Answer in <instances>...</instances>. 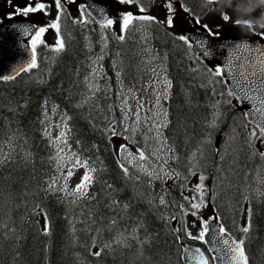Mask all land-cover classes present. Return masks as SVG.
<instances>
[{
	"label": "trees",
	"instance_id": "16d2710c",
	"mask_svg": "<svg viewBox=\"0 0 264 264\" xmlns=\"http://www.w3.org/2000/svg\"><path fill=\"white\" fill-rule=\"evenodd\" d=\"M124 35L106 44L96 27L63 12V50L39 48L35 67L0 81V264H185L171 217L182 203L190 206L184 191L196 175L206 177L205 201L244 239L249 264H264V142L250 137L253 128L222 77L192 66L179 36L156 21L133 22ZM95 59L101 66L90 81ZM157 72L171 82L161 98L164 137L180 174L162 182L123 165L107 130L111 122L123 132L117 93L146 100ZM73 154L96 169L86 197L68 194L76 188L67 182Z\"/></svg>",
	"mask_w": 264,
	"mask_h": 264
},
{
	"label": "rangeland",
	"instance_id": "374dc122",
	"mask_svg": "<svg viewBox=\"0 0 264 264\" xmlns=\"http://www.w3.org/2000/svg\"><path fill=\"white\" fill-rule=\"evenodd\" d=\"M32 1V2H31ZM11 0L10 5H15L17 7L23 8L29 3H32L33 6L35 2H43L48 5L45 14V11H41L37 14L36 18L38 19V26H47L49 23L55 20L57 16V10L55 8L54 0ZM65 5L71 10V13L74 17L78 19H84V15L81 9V5H84L85 0H63ZM104 3V5L108 8L110 19L115 21L114 24L108 26V29L100 28L102 33H107L108 31L112 32L111 37L116 38L119 36L120 27H121V17L125 13H132L135 17L139 13L140 7L138 4H123L120 3L119 0H99ZM0 18L4 15L5 11L8 13L10 6L5 2V0H0ZM167 2L164 0H160L159 7L151 8V11H155L156 16L162 22L166 23L167 17L169 15V9L166 7ZM233 0H215L212 2L208 14L205 19V23L210 26V28L215 31L219 30L222 27L227 26L232 22L233 11ZM14 8V7H13ZM13 8L11 9L13 11ZM175 11V8H172V12ZM185 13L182 10H179L177 15L173 17L172 26H168L171 28H175L176 31H180L182 28L187 27V22L185 21ZM227 15L229 19L225 21L223 16ZM41 39L51 45H55L57 39V32L55 29H49L45 32ZM38 43L37 45H39ZM36 45V46H37ZM97 68V64L96 67ZM95 79V74H92L91 80ZM158 85L156 87V92H158V96L164 94L166 90V85L162 78H159V82H156ZM124 114L127 120V134L124 137L119 139L117 150L120 155L125 156L130 160L133 164L140 166L143 170L147 172H156V171H164L170 173L168 170L170 168L169 161L170 155L166 154V148L164 146V138L162 137V129H160V133H157V126L164 123L165 116L163 115L159 104L157 102H151L149 105L142 103L140 99H124L120 103ZM139 117V118H138ZM264 140V138H260L259 141ZM115 142V141H114ZM121 145H127L126 151H119ZM140 152L144 153V159H140ZM167 168V169H166ZM81 166H77L72 163L73 172L72 177H77V182H79L81 178ZM200 183L199 176L195 177L191 181L188 182V190L187 194L190 199V203H199V198L196 200H192V197H199L200 192L196 189V185ZM204 184V183H203ZM206 196V189L204 185V195L203 201ZM184 210L191 211L189 206H184L182 212H180L179 218L174 219L177 220L183 229H188L192 231L195 235L200 228V218L206 219L208 215V206L204 201L201 208L198 211L197 216L192 215H184ZM193 223H195V227H193ZM179 226V225H178ZM177 226V228H178Z\"/></svg>",
	"mask_w": 264,
	"mask_h": 264
},
{
	"label": "snow or ice",
	"instance_id": "6c2138e0",
	"mask_svg": "<svg viewBox=\"0 0 264 264\" xmlns=\"http://www.w3.org/2000/svg\"><path fill=\"white\" fill-rule=\"evenodd\" d=\"M9 2H11V0H9ZM120 3L123 4H133V3H142V0H119ZM209 3L215 2V0H208ZM54 4H55V8L57 10V16L55 18L54 21H52L51 23H49L47 26H38L35 27V31L34 34L31 36V50H32V59L31 62L28 64V68H32L35 67L36 65V45L38 43L43 44L44 41L41 39V36L47 32L49 29H55L57 32V39H56V43H55V48L54 50L59 52L61 50H63L64 48V41L63 38L60 36V20H61V14L65 11L64 8V3L62 2V0H54ZM48 5L43 3V2H35L34 6L32 3L27 4L26 6H24L23 8L21 7H16L13 13L9 14V18H11L12 16H28L30 13H36L39 11H45V14H47L46 9H47ZM85 6L81 5V9H83ZM166 7L169 9V15L167 17V24L169 26H171L173 24V16H172V2L171 0H169L168 4L166 5ZM186 11H189L188 9H185ZM140 11L143 12L144 9L140 8ZM133 19L136 20H146V21H155V17H152L150 15H143V16H133L132 13H125L122 15L121 17V32L122 34L117 36L116 39L123 41L125 39V35L123 34L124 32H126L129 29V25L130 23L133 21ZM223 19L225 21H227L229 19V17L227 15L223 16ZM115 21L113 19H107L105 22V27L107 26H111L112 24H114ZM33 27L31 25L28 26H23L22 28V32L24 35H28L29 33H33ZM205 29L208 32V35L212 36V35H216L214 33L211 32L210 29H207V26H204ZM177 39H179L180 41L184 42L186 45H188L189 47H192L193 43L198 44L201 48H204V55H210V48L206 47V42L203 39H199L197 38L195 41L192 40L191 37L189 36H184L181 35L179 37H177ZM237 48L240 47H247V45H236ZM259 60V63H256L254 65V70L252 71V76L254 77H259V82L258 83H249V77L248 74L245 72H237V76L239 77V79H236L234 77V79H236V84H235V90L230 89L228 92L229 96H236V98L240 101H255L257 99L256 96L252 95L251 93L253 92H259L261 93V96L264 97V56L258 57L257 58ZM24 68H21L20 71H24ZM208 72L210 75H212L213 77H221L225 74V69L223 67H216L215 69H208ZM13 76H4L2 77V79L4 80H10L13 79ZM166 83L168 84V87H171V82L170 81H166ZM90 88H94V86L92 84H89ZM98 89H95L93 91V95H95V91ZM237 92L239 93L237 95ZM88 99H91V97H88ZM87 102V101H85ZM230 103V101H229ZM157 104H159V99H157ZM255 114L257 117V122L254 124L253 130L250 133V137L252 138H256V139H260V138H264V123H262L261 121H264V98L260 99V106L256 107L255 104L253 106V112L252 113H245V116H250L252 114ZM164 115L166 116L167 113L165 112ZM139 118V117H138ZM71 119L70 117H66V120ZM167 124L166 123H162L160 125L157 126V133L159 135L160 133V129L163 127H166ZM64 128L65 130H68V125L65 122L64 123ZM108 131L111 132L112 136L117 135V129L115 128V126H113L110 122V126L107 129ZM45 135H50L47 130H45ZM65 137V131H61L60 136L57 137V140H61ZM127 150V145H121L119 151H126ZM64 149L63 148H58V154L59 152H63ZM169 151H171V149H169ZM75 157V163L81 165L82 167H85L88 169V171L85 172V174L83 175L81 182L79 184L76 185V188L73 189L70 193H68L69 195L72 196H77V197H86L88 194L86 192L87 187L93 182V177L89 174L90 172H95L96 169L94 167H91L89 165V162L87 160H81L78 156H76V154H73ZM259 155L264 158V152L259 153ZM30 156V153H25V158H28ZM140 159H144V153L140 152ZM2 162V161H0ZM195 166V165H194ZM121 167L123 168L124 172L127 173L128 169L126 167H124L123 165H121ZM149 176L154 177L155 179H166V178H171V174L167 173V172H163V174H161V171H156V172H148L147 173ZM193 175H195V172L192 173ZM67 175L69 177H71L73 175V172L71 170L68 171ZM180 174L177 173V177ZM206 179V177H204L203 175H200L199 180L200 183L196 185V189L199 190L200 192V196L199 197H192V200H196L199 198L200 202L199 203H190V209L189 210H184V215H192V216H197L199 209L201 208L202 204L204 203L203 201V195H204V180ZM55 183V182H53ZM49 189L50 190H55L53 185H49ZM63 191H67V185H64V187L61 189ZM185 200H189L188 197H184ZM159 203L161 205H165L166 201L164 199V197H160L159 198ZM127 207V206H125ZM181 209H184L183 205H180ZM251 216H252V210L248 209V217H247V226L243 227L241 229V231L244 234H247L249 232V229L251 227ZM172 219H177V217L173 216L171 217ZM193 227H195V223H193ZM45 234H49L50 233V228L46 227L45 228ZM176 231H179V229H177ZM210 231L215 232V235L213 236V240L216 241V243H222L223 245L227 246V250L228 253L231 256V260L236 261L237 264H248V257L245 255V249H244V244L245 241L244 239H217V237H222L223 235H225L226 230L223 227V225H219L218 231H216L215 229L211 228L209 220L208 219H203L200 218V228L198 230V232L194 235L192 231H189L188 229H184L185 235L186 237H188L191 240H195V241H201L203 243H211L212 241L209 240L208 234L210 233ZM177 239H179V237H177ZM212 249H209V251H211ZM192 252L191 249L189 248H185V255L186 257ZM195 253L198 254V259H199V264H210L209 258L206 257L203 252H201V250L199 248L195 249ZM97 255H99V253H97ZM212 259H216L215 257H213Z\"/></svg>",
	"mask_w": 264,
	"mask_h": 264
},
{
	"label": "water",
	"instance_id": "95a60500",
	"mask_svg": "<svg viewBox=\"0 0 264 264\" xmlns=\"http://www.w3.org/2000/svg\"><path fill=\"white\" fill-rule=\"evenodd\" d=\"M88 10L98 20L104 21L107 18V13L103 8L88 2ZM34 26L32 22L25 16H12L3 19L0 23V80L4 76L16 77L22 71L21 68L26 69L32 59V50L30 46L31 36L34 34L35 27H33V33H29L27 36L23 34V26ZM243 28L241 26H233L231 29L223 31L216 37L208 36L207 32L197 25H193L187 32V36L191 37L193 41L197 38L203 39L206 42V47L210 48L211 54L209 55L212 63H219L221 67L225 69L224 77L226 78L230 89L235 90L236 79H239L237 72H245L248 74L249 83H258L259 77L252 76L254 65L259 63L258 57L264 56V41L256 42L245 40L238 37L242 34ZM258 41V42H257ZM195 44V43H194ZM236 45H247V47L237 48ZM198 51L205 50L198 44H195ZM234 77L236 79H234ZM239 93L237 92V95ZM252 95L256 96L255 101H240L239 104L243 108L245 113H252L253 106H260V99L264 98L259 92H253ZM252 124L257 122V117L253 113L247 116ZM264 123V121H261ZM213 212V211H212ZM211 228L218 231L220 220L216 215L209 219ZM215 232L210 231L208 239L211 243H205L208 249H212L214 264H237L236 261L231 260V256L228 253L227 246L222 243H216L213 240ZM235 239L228 231L222 237L217 239ZM185 248H189L192 252L186 257ZM198 247L191 245H183V260L187 264H199L198 254L195 253V249ZM200 249V248H199ZM201 250V249H200ZM203 252V250H201ZM204 254V252H203ZM205 255V254H204Z\"/></svg>",
	"mask_w": 264,
	"mask_h": 264
},
{
	"label": "flooded vegetation",
	"instance_id": "af4514ba",
	"mask_svg": "<svg viewBox=\"0 0 264 264\" xmlns=\"http://www.w3.org/2000/svg\"><path fill=\"white\" fill-rule=\"evenodd\" d=\"M243 4L250 3L252 6H247L244 10L242 15L245 18H250L252 20H256L257 17H261V13L264 12V0H242ZM247 12V14H245ZM254 12V14H250ZM254 32L264 36V28H255Z\"/></svg>",
	"mask_w": 264,
	"mask_h": 264
},
{
	"label": "bare ground",
	"instance_id": "6f19581e",
	"mask_svg": "<svg viewBox=\"0 0 264 264\" xmlns=\"http://www.w3.org/2000/svg\"><path fill=\"white\" fill-rule=\"evenodd\" d=\"M24 87V86H23ZM34 88V87H33ZM19 89V88H18ZM201 89V88H200ZM89 91V90H88ZM203 91V90H202ZM34 92V91H33ZM87 92V91H86ZM89 93V92H88ZM45 94V93H44ZM48 95V94H47ZM85 97V96H84ZM93 97V96H92ZM100 101V100H99ZM71 102V101H70ZM95 104V103H94ZM110 104V103H109ZM105 106V105H104ZM95 107V106H94ZM78 115V114H77ZM21 118V117H20ZM76 120V119H75ZM13 121V120H12ZM5 124V123H4ZM21 124V123H20ZM31 126V125H30ZM47 128V127H46ZM56 128V127H55ZM58 129V128H57ZM52 131V130H51ZM58 131V130H57ZM45 132V131H44ZM15 137V136H14ZM53 137V136H52ZM54 138V137H53ZM166 138V137H165ZM45 140V139H44ZM28 141V140H27ZM47 142H49V141H47ZM39 144V143H38ZM39 146V145H38ZM7 148V147H6ZM35 148V147H34ZM41 153H42V151H41ZM31 159V158H30ZM8 166H9V164H8ZM173 167V166H172ZM174 168V167H173ZM167 169V168H166ZM145 170V169H144ZM162 171V170H161ZM165 171V170H164ZM169 171V170H168ZM170 172V171H169ZM177 172V171H176ZM119 173V172H118ZM170 174V173H169ZM177 174V173H176ZM144 175V174H143ZM182 175V174H181ZM149 177V176H148ZM181 177V176H180ZM18 178V177H17ZM176 178H179V177H176ZM185 178V177H184ZM120 179H121V177H120ZM169 180V179H168ZM178 180V179H177ZM5 181V180H4ZM11 181V180H10ZM160 181V180H159ZM171 181V180H170ZM161 182H162V179H161ZM166 182H168V181H166ZM175 182V181H174ZM119 183V182H118ZM165 183V182H164ZM185 183V182H184ZM129 184V183H128ZM156 184V183H155ZM165 184H167V183H165ZM171 184V183H170ZM124 185V184H123ZM172 185H173V183H172ZM177 185H178V183H177ZM99 186V185H98ZM97 186V187H98ZM157 186V185H156ZM183 186V185H182ZM168 187V186H167ZM175 187V186H174ZM177 187V186H176ZM180 188H181V186H180ZM183 188V187H182ZM49 189V188H48ZM47 189V190H48ZM157 188H155V190H156ZM159 189V188H158ZM166 189V188H165ZM177 190V189H176ZM170 191V190H169ZM97 192V191H96ZM167 192V191H166ZM16 193V192H15ZM170 193V192H169ZM172 193V192H171ZM176 193V192H175ZM174 193V194H175ZM163 194V193H162ZM177 194V193H176ZM50 195V194H49ZM52 196V195H51ZM130 196V195H129ZM158 196V195H157ZM160 196V195H159ZM162 196V195H161ZM210 196V195H209ZM26 197V196H25ZM24 197V198H25ZM171 197H173V196H171ZM175 197V196H174ZM180 197V196H179ZM49 198V197H48ZM15 199V198H14ZM13 199V200H14ZM37 199V198H36ZM99 199V198H98ZM172 199V198H171ZM170 198H169V200H171ZM179 199V198H178ZM173 200V199H172ZM180 200V199H179ZM95 201V200H94ZM177 201V200H176ZM13 202V201H12ZM17 202V201H16ZM28 202V201H27ZM171 202V201H170ZM173 202H174V200H173ZM180 202V201H179ZM18 203V202H17ZM66 203V202H65ZM91 203V202H90ZM178 203V202H177ZM172 204V203H171ZM176 204V203H175ZM181 204V203H180ZM168 205V204H167ZM96 206V205H95ZM174 206V205H173ZM29 207V206H28ZM15 208V207H14ZM95 208V207H94ZM110 208H111V206H110ZM175 208H176V206H175ZM174 208V209H175ZM8 209V208H7ZM25 209V208H24ZM112 209V208H111ZM63 210V209H62ZM20 211V210H19ZM3 212H5V211H3ZM111 213V212H110ZM23 214V213H22ZM72 214V213H71ZM91 214V213H90ZM93 214V213H92ZM98 215H99V213H98ZM103 215V214H102ZM101 216V215H100ZM104 216V215H103ZM156 216V215H155ZM116 218V217H115ZM76 220V219H75ZM96 220H98V219H96ZM117 220V219H116ZM82 221V220H81ZM88 221V220H87ZM101 221V220H100ZM120 221H122L121 219H120ZM103 222V221H102ZM83 223H84V221H83ZM82 223V224H83ZM100 223V222H99ZM81 224V225H82ZM85 224H86V222H85ZM88 224V223H87ZM7 225V224H6ZM73 225V224H72ZM93 225H94V223H93ZM108 225V224H107ZM15 226H16V224H15ZM83 226V225H82ZM33 228V227H32ZM105 228H106V225H105ZM6 230V229H5ZM82 230V229H81ZM85 231V230H84ZM100 231V230H99ZM105 231H107V230H105ZM72 232V231H71ZM81 233V232H80ZM32 236V235H31ZM79 236V235H78ZM44 237V236H43ZM27 238V237H26ZM38 239V238H37ZM176 239V238H175ZM33 241V240H32ZM167 241V240H166ZM173 241H175V240H173ZM176 242V241H175ZM29 244V243H28ZM172 245H174L173 243H172ZM86 247V246H85ZM132 248V247H131ZM130 248V249H131ZM41 249V248H40ZM128 250V249H127ZM86 255V254H85ZM143 260V259H142ZM21 261V260H20ZM147 264V263H146ZM162 264V263H161Z\"/></svg>",
	"mask_w": 264,
	"mask_h": 264
},
{
	"label": "clouds",
	"instance_id": "9594fccd",
	"mask_svg": "<svg viewBox=\"0 0 264 264\" xmlns=\"http://www.w3.org/2000/svg\"><path fill=\"white\" fill-rule=\"evenodd\" d=\"M257 27L264 28V12L261 13L260 23L257 24L256 22H253L251 31Z\"/></svg>",
	"mask_w": 264,
	"mask_h": 264
}]
</instances>
